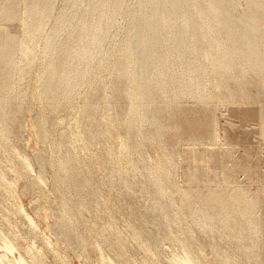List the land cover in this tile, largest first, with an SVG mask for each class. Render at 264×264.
Wrapping results in <instances>:
<instances>
[{"label":"rangeland","instance_id":"rangeland-1","mask_svg":"<svg viewBox=\"0 0 264 264\" xmlns=\"http://www.w3.org/2000/svg\"><path fill=\"white\" fill-rule=\"evenodd\" d=\"M133 1L0 0V251L264 264V0H189L203 40L157 51L141 113Z\"/></svg>","mask_w":264,"mask_h":264},{"label":"bare ground","instance_id":"bare-ground-1","mask_svg":"<svg viewBox=\"0 0 264 264\" xmlns=\"http://www.w3.org/2000/svg\"><path fill=\"white\" fill-rule=\"evenodd\" d=\"M223 1L224 0H218L219 3H222ZM133 2V16L130 22L133 31L129 37V44L132 49L131 55H133V68L134 70H136L134 78L135 88H133L136 98L132 100L131 111H134L135 113H141L145 104L146 97L148 80L147 65L152 64L156 61V53L157 51L161 50L166 51V55L173 56L176 60H182L186 57V55H189L193 48V45H196V43H199L201 42V40H203L196 36V34L198 33L196 13H201L203 11H198L191 8L192 6L190 5L189 0H135ZM217 6L218 5L216 3L213 4V7L216 8ZM208 19H210V12H208ZM184 26L187 27V30L184 29ZM254 37L255 35L253 37H250V32L248 31V29H245L244 32L240 34V37L236 40V42L239 43L237 47L244 46L245 50H250L257 55V52H255V50H257L256 48L258 47L254 42L256 41L253 39ZM260 40L264 42V38H261ZM226 47L227 46H225V48ZM87 53L88 47L87 45H85L81 49L82 58L87 57ZM102 59H104L103 56L97 58V62L101 63ZM257 59H259L258 56ZM45 67L49 68V64ZM27 216H29V214ZM3 242L4 244L2 243L0 247L7 250H14V245L11 241ZM9 255L7 254V252L0 251V264H39L29 261L22 254H19L17 257L14 255L15 257L13 258ZM185 260L188 264H194L190 256H187Z\"/></svg>","mask_w":264,"mask_h":264}]
</instances>
